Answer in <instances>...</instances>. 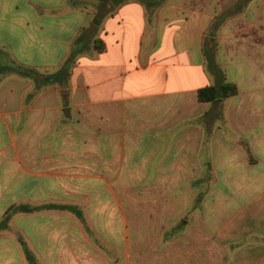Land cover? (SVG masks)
Instances as JSON below:
<instances>
[{"label":"crops","instance_id":"0c3cea01","mask_svg":"<svg viewBox=\"0 0 264 264\" xmlns=\"http://www.w3.org/2000/svg\"><path fill=\"white\" fill-rule=\"evenodd\" d=\"M0 223V264H264V0H0Z\"/></svg>","mask_w":264,"mask_h":264},{"label":"trees","instance_id":"16d2710c","mask_svg":"<svg viewBox=\"0 0 264 264\" xmlns=\"http://www.w3.org/2000/svg\"><path fill=\"white\" fill-rule=\"evenodd\" d=\"M100 1L103 2V1H110V0H100ZM124 1L126 0H117V1L115 0L116 4L122 3ZM95 21L98 23L100 21V17L97 16L95 18ZM213 71L216 74L222 75L221 71L216 66H213ZM60 72H61V75H63V77L69 75L70 63H66ZM237 91H238V88L235 84L223 81L217 85H210V86L201 88L198 92V96H199V99L202 101H210V100L223 99L225 97L234 95L237 93ZM17 209L18 207L11 208L10 211H8L6 214V219L8 220L11 217L12 213L16 211ZM2 225L3 223H0V226Z\"/></svg>","mask_w":264,"mask_h":264},{"label":"water","instance_id":"95a60500","mask_svg":"<svg viewBox=\"0 0 264 264\" xmlns=\"http://www.w3.org/2000/svg\"><path fill=\"white\" fill-rule=\"evenodd\" d=\"M67 114H69V112H70V110L69 109H66V111H65Z\"/></svg>","mask_w":264,"mask_h":264}]
</instances>
